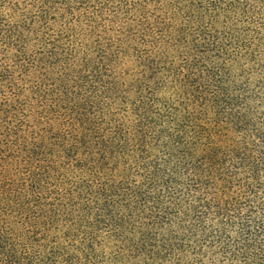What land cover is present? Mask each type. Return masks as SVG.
Wrapping results in <instances>:
<instances>
[{
  "label": "trees",
  "instance_id": "trees-1",
  "mask_svg": "<svg viewBox=\"0 0 264 264\" xmlns=\"http://www.w3.org/2000/svg\"><path fill=\"white\" fill-rule=\"evenodd\" d=\"M0 264H264V0H0Z\"/></svg>",
  "mask_w": 264,
  "mask_h": 264
}]
</instances>
